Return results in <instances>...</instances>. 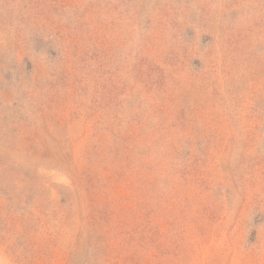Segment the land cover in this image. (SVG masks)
<instances>
[{"label":"rangeland","instance_id":"1","mask_svg":"<svg viewBox=\"0 0 264 264\" xmlns=\"http://www.w3.org/2000/svg\"><path fill=\"white\" fill-rule=\"evenodd\" d=\"M0 264H264V0H0Z\"/></svg>","mask_w":264,"mask_h":264}]
</instances>
